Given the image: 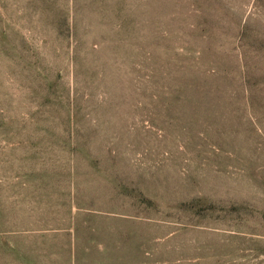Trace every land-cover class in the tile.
<instances>
[{"label": "rangeland", "instance_id": "obj_1", "mask_svg": "<svg viewBox=\"0 0 264 264\" xmlns=\"http://www.w3.org/2000/svg\"><path fill=\"white\" fill-rule=\"evenodd\" d=\"M0 264H264V0H0Z\"/></svg>", "mask_w": 264, "mask_h": 264}]
</instances>
